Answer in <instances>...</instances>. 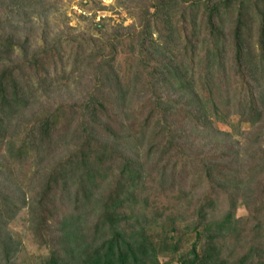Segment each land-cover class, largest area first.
Returning a JSON list of instances; mask_svg holds the SVG:
<instances>
[{"label": "trees", "instance_id": "trees-1", "mask_svg": "<svg viewBox=\"0 0 264 264\" xmlns=\"http://www.w3.org/2000/svg\"><path fill=\"white\" fill-rule=\"evenodd\" d=\"M60 1L0 0V264L23 208L39 264H264V0H146L107 53L31 49Z\"/></svg>", "mask_w": 264, "mask_h": 264}, {"label": "rangeland", "instance_id": "rangeland-1", "mask_svg": "<svg viewBox=\"0 0 264 264\" xmlns=\"http://www.w3.org/2000/svg\"><path fill=\"white\" fill-rule=\"evenodd\" d=\"M146 0H61L58 3V7L46 14V16H42L39 20L36 18L34 22H32L31 27L33 25V34H31L30 38H32L33 42L30 46L31 49L42 47L45 43L43 41V36H46L47 40L52 39L53 37H60L65 43V53L64 56L68 53L71 55V37L77 33H84V35L91 34L92 39H96L94 41L87 40V49H92L98 51L97 53H107L108 48L106 46L103 47L102 44H105V40H109L111 38L110 33L111 27L115 26H126L133 24L134 27H138V22L141 19V11L145 6ZM148 8V7H147ZM149 11H152V8H148ZM176 9H182V6L179 4L176 6ZM187 9V8H186ZM200 9L196 10V13L199 12ZM177 16L180 17L179 14ZM190 13L185 14L184 18L189 19ZM192 16V15H191ZM176 17V14H175ZM178 17V18H179ZM46 22L47 27L46 31L39 30L37 27L35 30V26L41 25L42 21ZM157 19L151 20V29L156 28L154 25ZM185 30L189 31L190 28H186ZM25 28L23 30L20 28L19 36L25 32ZM44 31V32H42ZM136 31V30H135ZM189 33L186 35L180 29L177 34V42L179 43V50L181 49V44L185 43V38L189 37ZM157 34H152L153 38H156ZM21 38V37H20ZM67 39V40H66ZM158 43H162V39L158 40ZM200 44H197L199 46ZM116 68L120 69L124 61V57L121 56V49L119 46H116ZM130 56V55H129ZM188 58H190L188 56ZM71 57H69V60ZM126 60V59H125ZM115 65V63H114ZM70 64L66 66L68 69ZM87 74H85L86 76ZM65 80V79H64ZM82 77H75L74 81H81ZM78 84H81L79 82ZM78 84H73L69 82L67 88L63 87V89H69L72 91L75 87L78 88ZM80 87V85H79ZM79 90V89H78ZM74 94H78L75 92ZM237 116L231 115L228 118V123L214 121L213 126L217 129H221L224 131H229L232 134V139H235L238 144L242 145L244 142V136L247 131L250 129L248 123H240L238 125V130L234 128L236 125ZM236 127V126H235ZM246 212L245 208L242 206L240 202H238L236 207V215H241ZM27 212L26 209H21L15 218L8 224V228L12 233H14L19 239L21 245L20 250L16 254V263L17 264H39V261L42 258H46L48 255V250L46 246H39L36 240L32 237L31 231L27 228ZM151 233L152 239L159 244V242L167 239L166 237L159 236V234ZM160 260L163 259V256H159Z\"/></svg>", "mask_w": 264, "mask_h": 264}]
</instances>
